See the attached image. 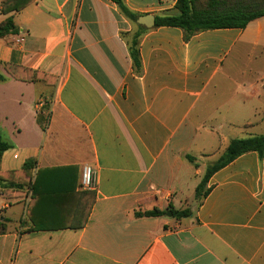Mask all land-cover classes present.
Instances as JSON below:
<instances>
[{"label":"crops","instance_id":"obj_1","mask_svg":"<svg viewBox=\"0 0 264 264\" xmlns=\"http://www.w3.org/2000/svg\"><path fill=\"white\" fill-rule=\"evenodd\" d=\"M123 2L139 17L177 14V0ZM9 17L0 136L11 148L0 172L22 186L0 192V264H264V154L215 172L193 207L184 200L231 140L264 135V18L187 39L110 0L0 6V23ZM19 68L47 81L21 80ZM85 166L94 191L81 188ZM170 205L192 214L137 215Z\"/></svg>","mask_w":264,"mask_h":264},{"label":"trees","instance_id":"obj_2","mask_svg":"<svg viewBox=\"0 0 264 264\" xmlns=\"http://www.w3.org/2000/svg\"><path fill=\"white\" fill-rule=\"evenodd\" d=\"M35 0H0L1 11L4 14L11 12H18L34 2ZM122 10V12L131 20L137 22L139 16L132 13L125 5L123 0H110ZM176 15H170L165 17H158L156 19L157 27H177L181 28L186 33V38H190L198 32L214 29H245L251 22L264 18V0H209L208 4L199 8L197 0H177ZM17 27L14 23L13 17L7 18L0 23V38H3L9 34H16ZM131 58L134 62V66L139 69L141 66L140 53L138 49V41L134 39L132 41ZM22 74L19 76L21 80L27 81H47L45 74L32 71L29 69L19 68ZM7 78L0 73V83L5 82ZM11 146L3 140L0 136V163L2 155L5 151L10 149ZM249 152H257L260 156L264 154V135H259L244 139H233L229 146L221 157L213 164L207 167L206 173L196 189V198L201 200L208 192L206 186L212 177V175L223 167L233 162L236 158ZM187 159L195 164L196 158L188 155ZM34 161H28L25 164L24 169L29 170L34 166ZM22 185L15 183H3V177L0 172V192L1 189L21 188ZM89 192V191H88ZM89 207L87 217L78 228L85 226L88 215L91 212V208L94 201V194L89 193ZM167 212L172 213L173 217L178 219L188 218L191 216L189 209L178 211L169 206L166 211L154 209L153 211L138 213L140 217H159L164 216ZM7 220L2 219L0 215V235L7 232Z\"/></svg>","mask_w":264,"mask_h":264},{"label":"built area","instance_id":"obj_3","mask_svg":"<svg viewBox=\"0 0 264 264\" xmlns=\"http://www.w3.org/2000/svg\"><path fill=\"white\" fill-rule=\"evenodd\" d=\"M96 186L97 178L94 169L90 166H85L82 170L81 188L86 191H94Z\"/></svg>","mask_w":264,"mask_h":264},{"label":"rangeland","instance_id":"obj_4","mask_svg":"<svg viewBox=\"0 0 264 264\" xmlns=\"http://www.w3.org/2000/svg\"><path fill=\"white\" fill-rule=\"evenodd\" d=\"M208 1L209 0H197V5L199 8H203L208 4ZM202 179H203L202 177L201 178L199 177L198 182L201 183ZM196 189L193 190L192 188H190V189H186L184 192L185 193L184 200H188V204H190V207H193L198 201V199L196 198ZM181 197H183V195H181Z\"/></svg>","mask_w":264,"mask_h":264},{"label":"water","instance_id":"obj_5","mask_svg":"<svg viewBox=\"0 0 264 264\" xmlns=\"http://www.w3.org/2000/svg\"><path fill=\"white\" fill-rule=\"evenodd\" d=\"M137 23L139 25L145 26L146 28L150 29L156 25V20L155 17L152 15H144L139 17ZM171 215L172 213L169 212V216Z\"/></svg>","mask_w":264,"mask_h":264}]
</instances>
